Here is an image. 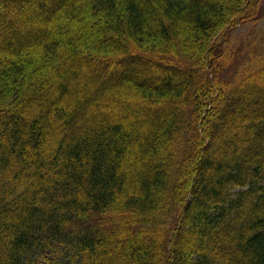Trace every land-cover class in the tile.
<instances>
[{
	"label": "trees",
	"instance_id": "trees-1",
	"mask_svg": "<svg viewBox=\"0 0 264 264\" xmlns=\"http://www.w3.org/2000/svg\"><path fill=\"white\" fill-rule=\"evenodd\" d=\"M261 2L0 0V264H264Z\"/></svg>",
	"mask_w": 264,
	"mask_h": 264
},
{
	"label": "rangeland",
	"instance_id": "rangeland-1",
	"mask_svg": "<svg viewBox=\"0 0 264 264\" xmlns=\"http://www.w3.org/2000/svg\"><path fill=\"white\" fill-rule=\"evenodd\" d=\"M260 6H261V8L263 9V12H264V0H262ZM257 23H258L257 26L261 25L262 23H264V13H262V17L257 21ZM253 28L251 29L250 24H246V25L240 26L238 28L237 32L233 33L232 36H230V40H229L230 44L232 45V43H233V45H236V44L243 43V41H246V38H248V36H249L250 32L253 30ZM45 257L49 258L48 255H45Z\"/></svg>",
	"mask_w": 264,
	"mask_h": 264
}]
</instances>
